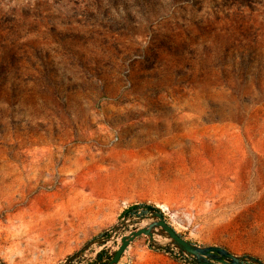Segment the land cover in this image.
I'll use <instances>...</instances> for the list:
<instances>
[{
  "label": "rangeland",
  "instance_id": "1",
  "mask_svg": "<svg viewBox=\"0 0 264 264\" xmlns=\"http://www.w3.org/2000/svg\"><path fill=\"white\" fill-rule=\"evenodd\" d=\"M144 204L264 261V0H0V264H61ZM167 248L121 264H186Z\"/></svg>",
  "mask_w": 264,
  "mask_h": 264
},
{
  "label": "water",
  "instance_id": "2",
  "mask_svg": "<svg viewBox=\"0 0 264 264\" xmlns=\"http://www.w3.org/2000/svg\"><path fill=\"white\" fill-rule=\"evenodd\" d=\"M141 235L148 236L149 243L157 249H166L169 245L171 248L179 250L192 264H264V261L252 254H236L220 245H202L187 239L170 224L164 213L156 207H151L141 214L128 215L116 223L108 235L92 238L61 264H73L92 246L103 245L119 237V244L106 263L118 264L131 242ZM156 235L165 237L167 241L161 242L156 238Z\"/></svg>",
  "mask_w": 264,
  "mask_h": 264
},
{
  "label": "crops",
  "instance_id": "3",
  "mask_svg": "<svg viewBox=\"0 0 264 264\" xmlns=\"http://www.w3.org/2000/svg\"><path fill=\"white\" fill-rule=\"evenodd\" d=\"M143 236V235H141ZM141 236L137 237L134 241L131 242V244L128 246V248L126 249L125 251V254L127 253L128 250L130 251H134L137 255V257H140V255L142 254H145L147 257H151V256H156V255H161V256H164L163 255V252L164 251H167L165 249H152L150 246H149V239H148V236L145 235V240L147 242H145V244H143L141 241L139 243H137V240H139L138 238H141ZM112 242H108L106 244H103V245H100V246H93L90 248V251L93 250L94 252H90L88 251V253H85L84 255L86 254H90L91 256L93 257H96L97 256V253L103 249H105L106 251H108V246L111 244ZM158 251V253H152V251ZM167 254V253H166ZM82 255V256H84ZM106 256L103 257V259H105ZM174 260V259H173ZM96 261H97V258H96ZM99 262V261H97ZM149 262H151V260L149 259H145L143 260L142 262H140V264H149ZM174 264H182L178 261H175L174 260Z\"/></svg>",
  "mask_w": 264,
  "mask_h": 264
},
{
  "label": "trees",
  "instance_id": "4",
  "mask_svg": "<svg viewBox=\"0 0 264 264\" xmlns=\"http://www.w3.org/2000/svg\"><path fill=\"white\" fill-rule=\"evenodd\" d=\"M139 207H143V211H142V213H144V212H146V211H148L151 207H153L152 205H147V204H144V205H135V206H133V207H131V208H128L127 210H125V215H130V214H135V213H137V209L139 208ZM157 209H160V208H158V207H156ZM161 210V209H160ZM162 211V210H161ZM150 247L151 248H154V246L152 245V244H150ZM170 248H166L165 250H169ZM104 256H107L108 257V259L111 257V254L108 252V251H106L105 249H103V250H101V251H99L98 253H97V261H100V263L99 264H106L107 263V261H108V259H105V260H103V257ZM193 262V261H192Z\"/></svg>",
  "mask_w": 264,
  "mask_h": 264
},
{
  "label": "built area",
  "instance_id": "5",
  "mask_svg": "<svg viewBox=\"0 0 264 264\" xmlns=\"http://www.w3.org/2000/svg\"><path fill=\"white\" fill-rule=\"evenodd\" d=\"M171 253L180 261L185 262L186 264H192L191 261L185 255H183L179 250L171 248ZM118 264H121V260H119ZM124 264H133V259L131 257H127Z\"/></svg>",
  "mask_w": 264,
  "mask_h": 264
}]
</instances>
